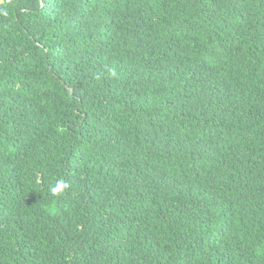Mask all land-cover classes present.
I'll use <instances>...</instances> for the list:
<instances>
[{
  "label": "trees",
  "instance_id": "obj_1",
  "mask_svg": "<svg viewBox=\"0 0 264 264\" xmlns=\"http://www.w3.org/2000/svg\"><path fill=\"white\" fill-rule=\"evenodd\" d=\"M0 264H264V0H0Z\"/></svg>",
  "mask_w": 264,
  "mask_h": 264
},
{
  "label": "clouds",
  "instance_id": "obj_2",
  "mask_svg": "<svg viewBox=\"0 0 264 264\" xmlns=\"http://www.w3.org/2000/svg\"><path fill=\"white\" fill-rule=\"evenodd\" d=\"M111 75L115 76V71H111ZM67 184L63 180H57L56 184L50 188V193L54 197H58L64 193Z\"/></svg>",
  "mask_w": 264,
  "mask_h": 264
}]
</instances>
